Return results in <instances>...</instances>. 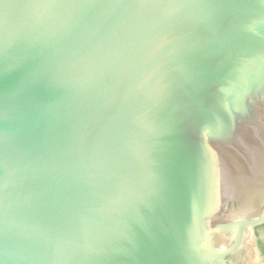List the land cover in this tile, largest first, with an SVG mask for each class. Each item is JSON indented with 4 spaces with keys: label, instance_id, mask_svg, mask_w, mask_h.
Returning a JSON list of instances; mask_svg holds the SVG:
<instances>
[{
    "label": "water",
    "instance_id": "water-1",
    "mask_svg": "<svg viewBox=\"0 0 264 264\" xmlns=\"http://www.w3.org/2000/svg\"><path fill=\"white\" fill-rule=\"evenodd\" d=\"M263 208L264 0H0V264H212Z\"/></svg>",
    "mask_w": 264,
    "mask_h": 264
},
{
    "label": "flooded vegetation",
    "instance_id": "flooded-vegetation-1",
    "mask_svg": "<svg viewBox=\"0 0 264 264\" xmlns=\"http://www.w3.org/2000/svg\"><path fill=\"white\" fill-rule=\"evenodd\" d=\"M254 208L257 210L259 207ZM253 216L257 217V214ZM258 217L263 219L243 232L235 250L226 255L222 261H214L212 264H264V208ZM237 234L236 230L233 240Z\"/></svg>",
    "mask_w": 264,
    "mask_h": 264
}]
</instances>
